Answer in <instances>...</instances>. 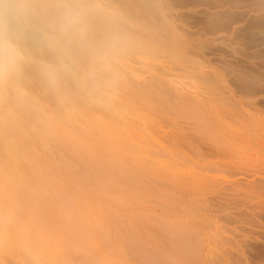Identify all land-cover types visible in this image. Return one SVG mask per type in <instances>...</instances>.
Instances as JSON below:
<instances>
[{"label": "bare ground", "instance_id": "bare-ground-1", "mask_svg": "<svg viewBox=\"0 0 264 264\" xmlns=\"http://www.w3.org/2000/svg\"><path fill=\"white\" fill-rule=\"evenodd\" d=\"M63 2L29 0L9 37L23 60L0 83V264H264V124L165 74L201 66L226 10L192 31L167 0H86L61 36Z\"/></svg>", "mask_w": 264, "mask_h": 264}, {"label": "rangeland", "instance_id": "rangeland-1", "mask_svg": "<svg viewBox=\"0 0 264 264\" xmlns=\"http://www.w3.org/2000/svg\"><path fill=\"white\" fill-rule=\"evenodd\" d=\"M253 1L255 3L252 4ZM253 1L167 0L176 12L177 20H180L178 23L185 30L198 29V25L203 23V16L220 10L218 7L226 10V13L223 12L226 15L221 14V18L224 17L221 20L225 21H223L225 25L221 26L223 27L220 28L221 32L216 33L218 37H222L223 42L219 40L215 43L206 42L207 44L195 51L197 56L195 59L201 66L197 67L194 73H183L179 70L174 71L175 64H170L165 74L179 81L190 91L205 94L206 98H215L214 93H217L210 89L211 85L219 87L221 91L219 93L225 95L221 94V98L228 99L226 104L218 103L219 111L221 110L227 118L231 113H239L251 121V126L249 122L247 123L249 129L264 124V10L256 8L259 1ZM133 58L139 62L138 67L142 69H146L147 66L159 69L166 66V62L176 63L170 59L155 61L137 58L135 55ZM200 72L208 74L210 79L208 81L201 79L198 75ZM247 72L249 76L246 75ZM205 152L208 153L207 150Z\"/></svg>", "mask_w": 264, "mask_h": 264}, {"label": "clouds", "instance_id": "clouds-1", "mask_svg": "<svg viewBox=\"0 0 264 264\" xmlns=\"http://www.w3.org/2000/svg\"><path fill=\"white\" fill-rule=\"evenodd\" d=\"M31 6L29 0H0V83L21 67L23 53L9 42V37L13 32L19 33ZM59 8L61 14L53 23L61 36L78 31L91 11L86 0H64Z\"/></svg>", "mask_w": 264, "mask_h": 264}]
</instances>
